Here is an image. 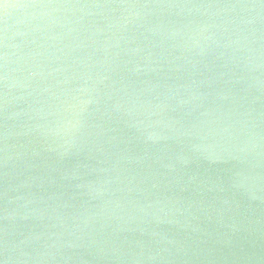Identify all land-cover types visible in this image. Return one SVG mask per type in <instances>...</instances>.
Wrapping results in <instances>:
<instances>
[{"label":"water","instance_id":"obj_1","mask_svg":"<svg viewBox=\"0 0 264 264\" xmlns=\"http://www.w3.org/2000/svg\"><path fill=\"white\" fill-rule=\"evenodd\" d=\"M0 264H264V2L0 0Z\"/></svg>","mask_w":264,"mask_h":264},{"label":"snow or ice","instance_id":"obj_2","mask_svg":"<svg viewBox=\"0 0 264 264\" xmlns=\"http://www.w3.org/2000/svg\"><path fill=\"white\" fill-rule=\"evenodd\" d=\"M261 2H264V0H261Z\"/></svg>","mask_w":264,"mask_h":264}]
</instances>
